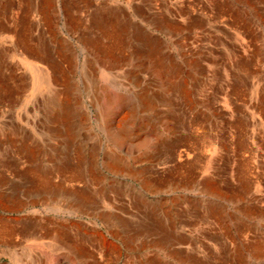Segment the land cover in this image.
Here are the masks:
<instances>
[{"label": "rangeland", "instance_id": "1", "mask_svg": "<svg viewBox=\"0 0 264 264\" xmlns=\"http://www.w3.org/2000/svg\"><path fill=\"white\" fill-rule=\"evenodd\" d=\"M41 1L0 0V264H264V0Z\"/></svg>", "mask_w": 264, "mask_h": 264}, {"label": "crops", "instance_id": "2", "mask_svg": "<svg viewBox=\"0 0 264 264\" xmlns=\"http://www.w3.org/2000/svg\"><path fill=\"white\" fill-rule=\"evenodd\" d=\"M42 2H44L43 4H42ZM50 0H42L41 1V7L43 8V9H45V8H49V6H50ZM74 18H77V16L76 17H74ZM39 23H40V21H39ZM26 41H27V38H25V44H26ZM34 46H30V45H28V50L30 51V52H35L34 53V55L37 57V58H39V59H42V60H46L47 62H49V63H51V58L50 57H52V55L55 53V47H53V49L51 48V47H49V49L51 50V51H47V49L45 48V46L43 45V44H41L40 42L37 44V43H35V44H33ZM39 47H38V46ZM30 47V48H29ZM48 52V53H47ZM54 52V53H53ZM41 69V68H40ZM52 69H54V68H51V70L50 71H52ZM48 70H49V68H48ZM37 71H39V68H38V70ZM166 73H168V69L166 70ZM36 80L38 81V80H42V78H40V79H37L36 78ZM109 165H110V163H108ZM157 214V220L155 221V223L153 224V226L152 225H149V226H146L145 228H142V229H138L135 233L138 235V234H144V235H147V234H151V233H160L161 235H160V238L158 239L160 242H162L163 244H165V243H167L169 240L167 239V234H168V232H166V230H167V221L165 220V218L164 217H161L162 215L161 214H159V213H156ZM161 215V216H160ZM187 215L189 216V212L187 211ZM202 220H204V217L203 218H201V221ZM200 221V218H199V220H198V222L200 223L201 222ZM185 224L186 225H189L190 223V218L188 217V218H186V220H185ZM203 222H205V220L203 221ZM160 225V226H159ZM158 227V228H157ZM161 227V228H160ZM163 229V230H162ZM157 230H159V231H157ZM151 232V233H150ZM183 240H185L186 242H188V239H186V237H184V236H182L181 237ZM203 246V245H202ZM150 264H168V262H167V260L166 259H164V258H158V257H153V258H151L150 259Z\"/></svg>", "mask_w": 264, "mask_h": 264}, {"label": "bare ground", "instance_id": "3", "mask_svg": "<svg viewBox=\"0 0 264 264\" xmlns=\"http://www.w3.org/2000/svg\"><path fill=\"white\" fill-rule=\"evenodd\" d=\"M44 2H42V4H43ZM109 21H111V20H109ZM100 22H98V24H99ZM122 23V22H121ZM113 24V23H112ZM101 25V24H100ZM110 26V25H109ZM121 26V25H120ZM114 29V28H113ZM33 30V29H32ZM125 30V29H124ZM136 31V30H135ZM109 33V32H108ZM152 38V37H151ZM117 39V38H116ZM24 40H25V38H24ZM137 40V39H136ZM39 41V40H38ZM38 44V43H37ZM38 46V45H37ZM39 47V46H38ZM114 48L116 47V46H113ZM30 48V47H29ZM108 49L111 51V49H112V46L109 48L108 47ZM108 49H107V52H108ZM48 53V52H47ZM110 53V52H109ZM107 54V53H106ZM51 58V68H61L62 66V64H61V62H62V60L59 58V62L56 60V59H54L53 58V56L52 57H50ZM58 59V58H57ZM159 59V58H158ZM161 59V58H160ZM157 61V60H156ZM115 64V63H114ZM163 65V64H162ZM160 67V66H159ZM51 71H49V73H50ZM44 75H47L45 78H42V81L43 82H45V83H49V81L51 80V78H50V76H49V74L48 73H44ZM56 87V86H55ZM56 96V95H55ZM55 98V97H54ZM68 101V100H67ZM61 120L63 119V117H61L60 118ZM64 120H65V118H64ZM64 120H63V122H64ZM57 134V133H56ZM127 213V212H126ZM203 222V221H202ZM160 226V225H159ZM158 228V227H157ZM161 228V227H160ZM163 230V229H162ZM157 231H159V230H157ZM151 233V232H150Z\"/></svg>", "mask_w": 264, "mask_h": 264}]
</instances>
